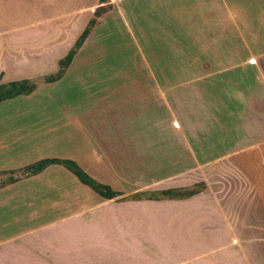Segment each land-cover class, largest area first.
<instances>
[{
  "label": "crops",
  "instance_id": "obj_1",
  "mask_svg": "<svg viewBox=\"0 0 264 264\" xmlns=\"http://www.w3.org/2000/svg\"><path fill=\"white\" fill-rule=\"evenodd\" d=\"M0 1L30 7L26 15L38 23L28 31L0 32V84L23 80L15 68L3 65L6 37L14 53L30 51L25 62L37 67L50 59L57 71V61L95 18L98 6L107 7L133 45L148 47L142 65L131 64L148 73L130 84L128 98L135 105L126 112L114 101L110 109L118 111L96 133L82 121L85 113L77 115L67 104H28L35 89L0 102V264H264V0ZM54 22L64 23L65 32ZM14 53L12 60H22ZM189 85L194 87L191 102L198 103L190 108L191 118L182 93L172 89ZM168 87L174 93L168 94ZM168 98L175 102L173 120H168ZM66 125L73 131L65 132ZM217 125L236 135L223 155L222 174L210 171L209 177L211 183L221 177L230 183L228 189L208 186L187 198L157 202L131 199L146 189L196 184L199 168L212 161H182L184 150L198 155L199 134H217ZM243 140L251 142L242 146ZM168 146L174 148L169 157ZM155 149L165 158L143 154ZM120 150L132 154L122 158L126 180L114 171L115 161L122 159L109 156ZM51 158L75 162L95 181L100 178L90 167L100 171L105 162L110 180H132V188L109 186L119 195L103 199L60 165L37 174L24 170ZM167 165L173 171L161 178L137 186L130 178L133 169L156 171ZM188 174L190 182L184 184Z\"/></svg>",
  "mask_w": 264,
  "mask_h": 264
},
{
  "label": "rangeland",
  "instance_id": "obj_2",
  "mask_svg": "<svg viewBox=\"0 0 264 264\" xmlns=\"http://www.w3.org/2000/svg\"><path fill=\"white\" fill-rule=\"evenodd\" d=\"M97 8L98 9L95 8L94 10V15H96L94 16V24H96L98 17L99 20L92 31L88 43L83 48V50L75 56L73 60V66H70L67 69V72L61 77L60 80L53 83H45L44 78L46 76L56 73V67L52 68V63L54 61L52 62L49 59L46 63H41V65H39L40 63H38L37 67L33 65L31 60L25 62L24 59H29V57L31 56L28 53L30 51L23 49L21 50V52L14 53V50L10 49L11 44L9 43V39H7V37V60L3 64L7 69L15 68L17 70V73H19L17 78L27 79L35 85V94L34 96H31L29 100H27L28 104L35 102L36 100H42L50 104H58L61 102L63 104H67L69 106L67 109L70 110L71 107L72 110H75V113L77 115L79 113H81V115L85 113L86 117H83L81 119L82 121L85 119L88 131H93L95 133L98 126L102 125V129L104 130L105 127H108L110 125L111 121L109 120L113 119L111 113L113 111H118L110 109L112 106H114V101L121 102L120 106L122 108L120 110L126 112L135 105L133 99L128 98L133 94V92L130 90V84L134 79H143L148 76V73L145 70L131 69V64L134 63L136 66L142 65L144 58L147 59L148 47L143 46L141 43L139 47L133 45L130 38H128L125 30L121 27L119 21L117 19H111L110 12H105L107 7L98 6ZM40 9H43V7H40ZM27 13H31L30 7L11 5L3 6L0 1V32L2 31L3 33L4 30L28 31L35 27L34 25L38 23L30 22V16L26 15ZM55 13L56 12L53 11L51 15L53 16ZM63 24L64 23L61 24V22H54V25L57 26L58 30H62L63 32H65L66 27ZM94 24L92 26H94ZM92 26L90 28H92ZM62 31L60 33H62ZM5 35L9 36L10 32H7V34ZM4 39L5 38H3V40ZM19 45L20 43L17 44V46ZM12 53L16 54L14 56L22 59L23 61L12 60L14 59V57H12ZM64 56H62L58 61L63 59ZM53 64L56 65V63ZM192 88L194 87L191 85L172 87V89L176 90V92L182 93V97L184 99L182 101V104L184 106V109H186L185 113L189 115L190 118V108L193 104H195L191 102L193 98V96L190 95ZM173 90L168 87V94L174 93ZM101 96L107 97L106 102H99L97 100ZM167 103L168 120H171L172 116L175 114L174 99L168 98ZM197 104L198 103H196L194 106H196ZM109 116L110 119L108 118ZM101 120H103L102 123ZM172 122L173 121L170 122L171 126L173 124ZM226 122L227 120L225 121L224 126L226 125ZM202 123H205L207 125L206 118H203ZM224 126H222V129V127L217 125V134H199L200 147L198 149V155L193 156L192 153L184 150L185 152L182 161L212 162L210 165L199 168V179L198 182L193 186L182 187L180 189H170L174 191L175 195H185L190 190L196 193H200L203 190H208V186L209 188L215 186L216 189H223V186L225 185L227 189L229 188L230 183L223 181L221 177L217 176L215 182L213 183H211L209 178L210 174L212 173L210 171H216L218 174H222L221 168L223 167V163L225 162V158L223 157V155L228 150L227 148H231L230 146L232 141L236 139V135L230 134L228 132H223V130H225ZM63 129H65V132L73 131L72 126L68 125L63 127ZM185 136L189 137L191 136V133H185ZM256 136L257 138H259L260 135ZM207 137L212 139L210 143L206 142ZM256 141H258V139ZM250 142L251 141L249 140H243L242 146H245V144ZM263 142L264 139L262 141V144ZM170 151H174V148L168 146L166 155L167 157L170 156ZM143 154H147V157L149 159L156 158L158 156H163L162 158H165V154H161L157 149L143 151ZM109 156L113 158L125 159L127 157L130 158L132 154H128V151L120 150L118 156L114 155V153ZM193 157L195 159H193ZM86 159H88L87 156ZM261 161H264V155L261 158ZM117 162L118 164L116 163V161L114 163V171L118 174L119 178H124L125 180L128 179V169L126 166V161H123L122 159V161ZM212 165H214L213 170ZM84 168H88L89 170V167ZM102 168L103 170L101 169L100 171H97L93 166L90 167L91 172H96V174L99 176L98 178H100L97 182L107 184L114 190L123 189L125 192H129L131 190L132 187L129 186V184L133 182L132 180L126 183H124V180L118 182L116 180H110V174L107 170V167L105 166V162L103 163ZM172 171L173 169L169 167V165L156 171H150L148 170V168H145L140 169V171L138 172L136 169H133L130 178H135L134 186H137L138 184L149 179L155 180L166 176ZM183 179L184 184L189 183L190 175L188 174L187 176H184ZM159 187L161 186L157 185L156 188ZM176 191L179 192L176 193ZM158 193L159 190L146 189L137 193L133 197H140V200L157 202L158 200H147L142 196L146 197L150 194L157 196ZM176 199L182 198L173 197L171 199L165 200Z\"/></svg>",
  "mask_w": 264,
  "mask_h": 264
},
{
  "label": "trees",
  "instance_id": "obj_3",
  "mask_svg": "<svg viewBox=\"0 0 264 264\" xmlns=\"http://www.w3.org/2000/svg\"><path fill=\"white\" fill-rule=\"evenodd\" d=\"M96 16V15H94ZM94 24V18L90 19L86 25V27L81 31L73 46L68 50L63 59L58 61V70L55 74L46 76L44 78L45 83H51L57 81L63 74L64 69L70 63L75 50L80 47L83 40L87 36L90 27ZM35 89V85L29 80H19V81H11L5 84H0V102L4 100H8L17 96L28 95ZM49 165H60L65 168L69 173H71L79 183L87 186L90 190L95 192L98 196L103 199H113L119 194L116 191H113L109 186L99 183L92 179L88 174H86L75 162L70 160H62V159H42L37 162L28 165L24 168V170L29 174H37L42 171L45 167ZM179 191H176V193ZM196 192L190 190L185 195H175L174 191L168 189L163 190L155 195L142 196L147 200H162V199H171L173 197L177 198H187L193 195ZM132 200H140V197H133Z\"/></svg>",
  "mask_w": 264,
  "mask_h": 264
},
{
  "label": "built area",
  "instance_id": "obj_4",
  "mask_svg": "<svg viewBox=\"0 0 264 264\" xmlns=\"http://www.w3.org/2000/svg\"><path fill=\"white\" fill-rule=\"evenodd\" d=\"M248 63H249V64H253V63H254V60H253V59H249V60H248ZM172 123H173V126H174V127H177V124H176L175 122H172Z\"/></svg>",
  "mask_w": 264,
  "mask_h": 264
}]
</instances>
